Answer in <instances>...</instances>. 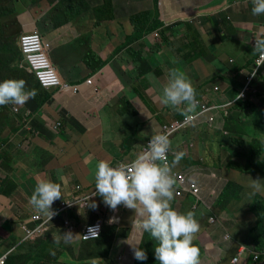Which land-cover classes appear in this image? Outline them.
<instances>
[{"label":"crops","instance_id":"crops-1","mask_svg":"<svg viewBox=\"0 0 264 264\" xmlns=\"http://www.w3.org/2000/svg\"><path fill=\"white\" fill-rule=\"evenodd\" d=\"M251 8L250 0H215L202 6L199 21L166 15L159 26L161 33L151 29L131 35L127 13L123 17L129 30L120 34L112 31L114 20L79 26L80 21L95 22L92 16L39 30L58 76L68 87L46 90L33 83L29 90L35 89L37 95L19 108L17 130L0 147V255L12 247L9 241L17 243L6 264L43 261L50 249L58 256V262L50 264H92L93 260L136 264L132 245L141 246V217L123 205L114 212L101 197L96 208L68 213L72 228L65 229L59 217L33 240L22 239L16 221L35 212L28 198L39 181L60 184L66 198L76 183L85 191L92 189L98 161L118 163L138 155L151 135L160 131L159 122L172 115L159 103L170 69L183 71L199 93L216 102L229 101L241 82L235 78L238 68L248 69L244 64L254 56V39H264V19L253 16ZM118 19L123 22L121 15ZM88 35H94L92 41ZM112 217L118 219L109 223ZM97 219L103 222L100 238L79 237L70 245L53 243V236L68 230L81 235L84 225ZM208 225L211 248L200 251V264H232L243 243L258 250L253 241L235 238V228L230 231L224 222ZM226 232L232 240L224 238ZM258 251L264 255V249ZM84 260L88 262L80 263ZM236 264L254 263L244 253Z\"/></svg>","mask_w":264,"mask_h":264},{"label":"rangeland","instance_id":"rangeland-1","mask_svg":"<svg viewBox=\"0 0 264 264\" xmlns=\"http://www.w3.org/2000/svg\"><path fill=\"white\" fill-rule=\"evenodd\" d=\"M214 1L0 0V82L5 79H23L27 90L36 83L22 67L17 43L22 32L38 33L42 28H56L78 16L87 18L89 15L95 18V22L80 21L78 24L81 28L99 25L101 21L113 18L112 31L120 34L129 30L123 17L125 13L129 16L131 35L151 29L154 32L160 30L161 20L166 15L199 21L204 13L202 6L211 5ZM120 15L123 22L118 21ZM88 37L92 41L94 35ZM91 50L89 46L88 55ZM222 67L226 68L227 64ZM260 86L262 93L257 92L255 100L241 101L230 107L223 125H204L196 130L177 133L170 139L171 160L174 159L173 153L183 152L179 165L203 163L219 173L222 178L220 185L223 181V191L211 207L195 205L189 200L171 202L172 207L179 212L191 210L195 213L200 232L194 244L200 251L211 248L208 246L210 236L206 230L209 228L207 219L211 216L216 217V222H224L230 231L235 228L234 233L242 240L253 241L256 249H264V194L249 197L250 189L247 187L250 177L260 178L264 184V82ZM132 95L133 92H129V96ZM11 106H0V147L8 134L17 130ZM171 118L162 119L159 123L163 125ZM155 243L148 233L143 232L140 247L146 251L148 258L146 261L137 260L136 264H158L154 257ZM243 245L253 246L248 243L239 246Z\"/></svg>","mask_w":264,"mask_h":264},{"label":"clouds","instance_id":"clouds-1","mask_svg":"<svg viewBox=\"0 0 264 264\" xmlns=\"http://www.w3.org/2000/svg\"><path fill=\"white\" fill-rule=\"evenodd\" d=\"M250 4L252 5L251 14L253 16H258L261 20H263L264 16L262 17L261 15H264V0H250ZM75 19L71 21H74ZM111 20H113V18L104 21H111ZM104 21H101V23H103ZM30 33L33 32H29V31L22 32L18 36L17 43L21 56L22 67L28 74L32 75L33 78L35 79L34 75L27 71L26 64L23 60V55L19 47L20 36ZM35 33L39 36L43 47L47 49V57L49 59L48 48L45 45V42L41 37V34L39 32L38 33L35 32ZM155 36L157 37L156 33ZM252 55L254 56L258 55L260 57H264V39H260V38L254 39ZM254 56L248 59V61L252 60ZM230 62L233 63L234 60H230ZM261 65H264V63L257 64L256 66L259 67ZM56 75L60 81V84L63 86L62 88L60 86L44 88L35 79L36 85H38L43 89H58V88L59 90L66 89L68 85L61 81L57 72ZM251 75L254 76L255 72ZM87 80H90L91 83V78H87ZM25 84L26 82L23 79H5L2 82H0V106L12 105L10 107L12 113L15 115L18 114L19 108L23 107L30 99H34L35 96L37 95L35 89L27 90ZM258 88L262 90L260 85L258 86ZM73 90L76 91V88H73ZM258 92L262 93V91H258ZM205 95L207 97H210L212 99V102L216 103V101L213 100L211 96L207 94ZM256 97H257V93L255 98ZM232 98H230V100ZM240 98L241 97L239 96L238 99ZM239 102L241 101H238L235 104ZM159 103L164 107L172 109L173 112H170V114H172L171 115L172 118L176 117L175 115L176 113H178L183 115L186 120L191 119V114L196 110L199 102L196 99V90L193 87L190 79L179 68H172L169 70L167 75V82L164 83L161 87ZM217 103H225V102H217ZM13 111H17V112L14 113ZM226 116L227 114L225 115V117ZM225 117H222L218 120L217 122L218 126L216 125L217 123L214 125L217 127L223 125ZM168 121H166L165 123H167ZM23 125L26 127V121L24 122ZM58 128L59 127H57L56 129ZM159 132L153 133L150 139H148L149 141L147 140L148 144L145 150L142 153L136 155L129 162L120 161L119 163L116 164V163H109L108 161L105 160L98 161L95 165V169L93 173L95 191L90 193L87 197V202L85 203V205H88V207L81 209L96 208L97 205L95 201H91L90 203V197L96 196L97 199L101 197L105 206H107L109 209H111L114 212L118 209V206L120 205H123L127 209L134 210L135 213L141 217L140 228L142 232L148 233L152 238V240L156 242L154 246V257L155 260L158 262V264H200V248L194 244V241L197 238V234L200 232V224L198 220L195 218V213L191 210L184 213L179 212L175 210L171 204L173 200H177L175 199V185L177 181L173 173V168L183 158L184 153L183 152L173 153L174 159L171 160L170 162L168 160V154L169 152H171L170 154V159H171L172 156L171 140L169 139L167 134L159 133ZM113 164L116 165L113 166ZM261 181L262 180L260 178L253 179L250 177L247 184V187L250 189L248 193L249 197L256 196L257 194H264V184H262ZM76 185H79L80 187H83L85 189V186H81L79 183H76L73 188V193L69 197L63 198L60 184L55 183L51 180H41L36 184L31 196L28 198V204L35 211L33 213L40 214L47 218L48 220L47 228L51 222H55L59 218V217H54L57 213L52 209L53 203L58 199H61L59 200L58 204L64 199L65 200L71 199L75 195ZM184 200H189L194 202V200L191 198L181 199L179 201H184ZM202 206L206 207L205 205ZM33 213H31L27 218L17 219L16 223L19 220H28ZM117 219H118L117 217H112L109 219L108 222L113 223L116 222ZM72 222L73 219L71 220V223L69 225H65L63 223L65 229L72 228ZM207 222L210 223L209 218L207 219ZM98 228L99 225L90 226L87 230L88 235H83V237L93 238L91 240H94L98 236ZM45 231L37 237H34L32 239H25V240H33L38 237H42ZM228 233L230 234V232ZM79 237H81V235L73 234L71 230H68L65 231L63 234H58L56 236H53V243L57 246H59L61 243H63L64 245H70L74 243ZM22 239H24L23 232H22ZM8 244L12 245V247L5 250V252H7L8 250L10 251L6 256L4 264L6 263L9 255L16 247L17 243L9 241ZM249 248L252 250V253L258 251L255 250L253 246ZM132 252L134 259L138 261H146L148 258L146 251L143 248H141L139 245H135V246L132 245ZM244 253H249V251ZM252 253H249L251 255V260H252ZM260 253L264 259V255H262V252ZM49 254L55 257L56 251L54 249H50ZM253 263L256 264L255 262ZM92 264H96L95 260L92 261Z\"/></svg>","mask_w":264,"mask_h":264},{"label":"built area","instance_id":"built-area-1","mask_svg":"<svg viewBox=\"0 0 264 264\" xmlns=\"http://www.w3.org/2000/svg\"><path fill=\"white\" fill-rule=\"evenodd\" d=\"M262 17L264 15H261ZM254 46V42H253ZM19 47L23 55V60L26 64V69L29 73H32L38 83L44 88L50 87H63L56 75L55 69L47 57V49L43 47L39 36L33 32L30 34L21 35L19 38ZM264 63V57L255 55L252 60L247 62V68L243 66L239 67L236 78H240L241 84L237 88L235 96L228 102L225 103H214L210 97H203L197 99L198 106L195 113L191 114V119L186 120L183 115L180 117H173L167 123H165L159 133L167 134L169 139L175 136L177 133L186 130H195L200 128L202 125H214L218 120L228 113L229 107L238 101L242 100H254L256 93L262 91L258 88L260 83L264 82V65L257 67V64ZM251 70V72H248ZM256 70V71H255ZM255 72V75H251ZM90 83V80H87ZM218 89V88H216ZM239 96L241 97L240 99ZM232 101V103H231ZM16 113L17 111H13ZM60 124L55 125V129L59 127ZM149 141V140H148ZM148 141H146L143 149L139 152L142 153L147 147ZM170 154H168V160L171 162ZM130 160L121 161L129 162ZM119 163V162H118ZM117 164V163H116ZM116 164H113L115 166ZM173 173L177 181L175 185V199L181 200L186 198H191L194 200L195 205L201 204L206 207H211L216 203L219 195L223 190V181L219 173L203 163H192L190 165L173 168ZM95 185L91 190L85 191L83 187L76 185L75 195L71 199L61 201L55 208H52L57 214L54 217H61L65 225L71 223L70 216L68 213L75 208H85L87 202V197L90 193L95 191ZM91 201L97 203L98 199L96 196L90 197ZM53 217V218H54ZM210 223L216 222V217L211 216L209 218ZM48 220L42 215L33 213L28 220H19L17 222L18 226L23 232L24 239H32L41 235L47 228ZM99 225L98 236L99 238L103 232V223L101 219H97L92 222H88L84 225L81 231V238L83 240H91L93 238H84L83 235H88V228L90 226ZM95 238V239H97ZM224 238L227 240H232V236L226 232ZM10 250L3 253L0 256V264H4L6 256ZM252 253V250L248 246H241L238 250V254L232 258V264H236L240 255L244 252ZM252 260L256 264H264V259L261 253L255 251L252 253Z\"/></svg>","mask_w":264,"mask_h":264},{"label":"trees","instance_id":"trees-1","mask_svg":"<svg viewBox=\"0 0 264 264\" xmlns=\"http://www.w3.org/2000/svg\"><path fill=\"white\" fill-rule=\"evenodd\" d=\"M32 76V75H31ZM33 77V76H32ZM34 79V78H33ZM34 81H35V79H34ZM36 82V81H35ZM34 84H36V83H34ZM203 97H206V95H205V93H203V92H198L197 90H196V99H201V98H203ZM181 116V114H177V117H180ZM2 157V156H1ZM3 157H4V155H3ZM191 163H189V164H186V165H179V164H177L176 166H175V168H181V167H184V166H187V165H190ZM234 237L236 238L237 236H236V233L234 234ZM100 238V237H99ZM98 239V238H97ZM95 240V239H94ZM9 258V257H8ZM8 258H7V260H8ZM57 258H58V256L56 255L55 257H52L51 258V255L49 254V253H47V255H46V259L45 260H43V261H37V262H33V264H50L51 262H58L57 261ZM7 262V261H6ZM83 262H88V261H86V260H84V261H81L80 263H83ZM59 263H60V261H59ZM6 264V263H5Z\"/></svg>","mask_w":264,"mask_h":264},{"label":"bare ground","instance_id":"bare-ground-1","mask_svg":"<svg viewBox=\"0 0 264 264\" xmlns=\"http://www.w3.org/2000/svg\"><path fill=\"white\" fill-rule=\"evenodd\" d=\"M47 90V89H46Z\"/></svg>","mask_w":264,"mask_h":264}]
</instances>
